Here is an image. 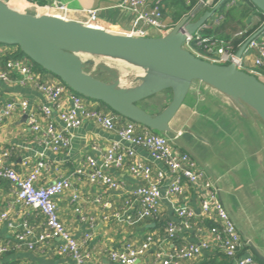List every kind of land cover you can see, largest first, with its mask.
I'll list each match as a JSON object with an SVG mask.
<instances>
[{"label":"crops","instance_id":"obj_1","mask_svg":"<svg viewBox=\"0 0 264 264\" xmlns=\"http://www.w3.org/2000/svg\"><path fill=\"white\" fill-rule=\"evenodd\" d=\"M4 1L18 11L33 15L36 14L35 4L44 6L57 1L71 10V20L81 23L87 21L86 10H98L101 24L117 33L129 32L135 19L131 10L120 8L122 0H34L31 3L24 0ZM239 3L244 5V9L242 11L236 9L233 12L231 8ZM239 3L233 0L227 6L235 20L234 25L221 36L212 34L207 38L213 49L208 55L217 57L221 41L227 42V48H231L233 42L241 40L259 23V18L253 14L252 22L247 24L250 16L243 19L242 14L249 6L242 0ZM149 6L152 7L153 3L150 2ZM162 6L167 29L162 32L151 29L150 37H161L172 31L178 24L175 23L176 13L191 5L188 0H163ZM192 11L193 9L186 12L184 17L189 16ZM206 12L207 10H200L192 21L199 20ZM218 18L220 17L214 16L208 23L210 30H214L212 26ZM257 44L264 46V35L258 39ZM4 51L6 58L17 52L13 48H5ZM245 53V58L250 55L245 59V67L250 70L257 50L253 49ZM21 60L31 69L37 82H29L26 76L20 75L13 77L11 83L0 80L1 107L14 100L29 103L27 114L18 111L0 123V147L11 152L9 165L22 176L31 173L39 161L47 162L48 167L43 170L37 183L40 187L50 186L58 180L69 179L71 187L57 200L59 216L68 232L82 245V249L90 252L92 258L87 264H113L110 260L111 251H122L129 243L140 247L150 236L153 237L154 243L139 264L154 261L161 252H171L174 243L187 246L202 241L208 242L212 250H205L199 257L183 264H220L221 253L217 251L216 238L220 225L201 215L202 196L205 194L203 188L187 185L184 195L169 196L168 190L173 179L169 176L165 165L155 161L147 150L124 143L125 149H133L136 156L150 164L155 172L168 174L162 185L163 198L159 215L150 221L136 216L135 210L139 205L132 199V193L143 182L131 173L130 161L122 168H112L108 171L122 184V189L118 191L110 190L90 180L93 169L88 164V159L95 160L97 167L102 168L108 149L120 141L118 132L108 131L93 121H86L78 129L67 128L60 121L59 113L73 108L69 92L62 96L59 111V108L52 105L48 96L40 90L39 84L61 81L49 73L34 72L27 59ZM3 69L0 63V72ZM171 101V92H164L144 100L140 106L149 113L158 115ZM94 102H90V105L99 106L105 113L112 114ZM43 107L52 108V119L58 129L65 131L70 137L71 143L68 148L55 151L51 146L43 144L42 135L35 133L29 126L31 115L38 116L43 124L46 122L41 111ZM113 117L117 129L131 122L118 115ZM170 127L171 132L166 135L172 140L175 149L189 154L198 169L206 172L215 184L245 243L243 253L254 255L250 248L253 244L264 255V123L262 120L249 106L239 105L212 87L202 82H195ZM148 130L143 126L139 128V132ZM15 195L13 184L8 180L0 179V216L9 210L8 219L0 221V244L12 242L10 251L0 255V264H74L70 257L59 254L61 241L58 239L38 242L46 219L42 214L16 203ZM75 196H79V201L74 200ZM77 207L85 216L94 219L95 225L91 231L88 224L81 221L76 212ZM184 207L194 209L196 218L179 234L178 240L172 241L167 237L166 229L170 225L184 228V221L179 217V211ZM130 215L131 220H129ZM25 223L33 232L27 238L28 242L34 243L33 249L16 240L17 235L26 232L23 227ZM87 233L92 235L91 240H85ZM229 260L227 264H235L232 259Z\"/></svg>","mask_w":264,"mask_h":264},{"label":"built area","instance_id":"obj_2","mask_svg":"<svg viewBox=\"0 0 264 264\" xmlns=\"http://www.w3.org/2000/svg\"><path fill=\"white\" fill-rule=\"evenodd\" d=\"M24 1L31 3L34 0ZM150 2L153 3L152 7L149 6ZM162 2L163 0H122L120 8L129 9L135 15L132 29L124 34L146 38L150 37L151 29L161 32L166 30L167 25ZM188 3L194 6L193 11L196 10V12L200 10L212 11L219 4L215 5L214 0H188ZM34 6L36 7V14L34 15H48L71 20V10L57 1L44 6H39L38 4ZM198 12L192 17L193 20ZM85 13L88 18L83 24L94 28L106 29L99 20L98 10H86ZM222 20L223 16L216 19L212 27L219 25ZM208 25L203 29L211 28ZM220 44L221 48L217 51V57L208 55V52L213 51L210 40L201 37L200 32H198L194 36H188L185 48L205 61L217 65L234 64L238 69L245 71V56L239 59L236 52L227 48V42L221 41ZM253 49L257 50V55L253 59V67L245 72L261 79L263 75L259 69L264 67V46L253 42L246 51L249 52ZM5 56L4 48L0 47V62L6 58ZM17 75L26 76L29 82H37L34 75H32L31 69L23 60H7L3 71L0 72V80L11 83L13 77ZM39 88L48 96L50 103L59 108V111L61 110L60 100L62 96L69 92L73 108L68 111H60L59 113L60 121L67 128L78 129L86 121H93L108 131L118 132L120 141L114 143L108 149L102 168L99 169L97 167L95 160L88 159V164L93 169L90 174L92 182L99 183L113 191L122 189V184L112 177L108 171L112 168H122L130 161L129 168L131 173L143 182L132 193V199L139 205L135 210V215L141 219L149 220L155 219L160 213L163 198L162 185L168 174L173 179L168 190L169 196L184 195L187 185L201 186L205 192L202 196L201 215L205 219H210L220 225V229L216 232L217 251L232 259L235 264H260L254 255L243 253L245 243L235 221L220 198L213 181L206 172L198 169L189 154L176 150L172 140L166 134L156 133L151 130L139 132V128L142 126L132 121L117 129L116 121L112 114L105 113L99 106H91L90 100L74 93L62 82L39 84ZM28 110L29 103L27 101L14 100L7 103L5 107L0 106V123L4 119L12 117L18 111L27 114ZM41 111L46 118V122L43 124L38 116L31 115L29 116L31 129L35 133L41 134L43 137L42 143L51 146L55 151L68 148L71 139L65 131L58 129L57 124L52 119V108L43 107ZM124 143L147 150L155 161L165 165L168 174L155 172L150 164L136 156L133 149H125L123 147ZM10 159L11 152L0 147V179L8 180L13 184L16 203L22 204L45 217V227L39 236L38 242L44 243L58 239L61 241L58 248L60 255L70 257L74 264H87L92 258L90 252L82 249V245L68 232L59 216L57 200L71 187L69 179L58 180L50 186L40 187L37 183L43 170L48 167L47 162L39 161L31 173L27 176H22L10 167ZM74 200L79 201V196H75ZM76 212L79 214L81 221L88 224L89 231H91L95 225L94 219L85 216L79 207L76 208ZM8 217L9 210L1 214L0 221L6 220ZM179 217L184 221L185 226L183 229L175 225H170L166 229L167 237L172 241L178 240L179 234L190 226V221L196 218V212L194 209L184 207L179 211ZM131 219L132 216L130 215L129 220ZM23 227L26 232L17 235L16 240L20 244L33 249L34 243L27 241V238L33 232L27 223ZM91 239L92 235L87 233L85 240ZM153 243L154 239L151 236L140 247H135L129 243L122 251H111L110 260L113 264H139L141 259L151 249ZM11 247L12 242L0 244V255L8 253ZM172 249L171 252L157 254L154 261L144 264H183L199 257L205 250H212L211 245L206 241L187 246H179L174 243Z\"/></svg>","mask_w":264,"mask_h":264},{"label":"water","instance_id":"obj_3","mask_svg":"<svg viewBox=\"0 0 264 264\" xmlns=\"http://www.w3.org/2000/svg\"><path fill=\"white\" fill-rule=\"evenodd\" d=\"M228 0L193 22L195 11L161 37H133L94 28L74 20L33 15L0 0V45L19 47L33 63L58 78L68 89L87 100L109 107L118 116L153 132L168 134L192 85L202 82L239 105L249 106L264 123V82L236 65H217L198 58L185 48L188 36L200 32ZM264 14V0H250ZM252 22V16L247 24ZM264 35V24L237 53L239 59ZM111 58L140 68L143 76L129 87L111 65L96 64L113 81L106 83L88 74L90 58ZM127 78V77H126ZM139 82V83H138ZM171 92L172 101L160 114L149 113L140 103ZM251 251L264 264V255L252 244Z\"/></svg>","mask_w":264,"mask_h":264},{"label":"trees","instance_id":"obj_4","mask_svg":"<svg viewBox=\"0 0 264 264\" xmlns=\"http://www.w3.org/2000/svg\"><path fill=\"white\" fill-rule=\"evenodd\" d=\"M233 0H228L225 4H223L221 6V8L219 9L220 12H224L225 9L227 8L228 4L231 3ZM220 2V0H215V5H217L218 3ZM242 2H245L248 4L249 8L247 10H245L242 14L243 16V19L244 18H247L248 16H250L251 12H252V8H254L256 10V13L255 15L259 18V23L257 25H255L252 29H250L245 35L244 37L237 41V42H233L232 45H231V48L230 50L236 52L239 47L244 43V41L247 39V38H250L251 36H253L261 27L262 25L264 24V14L261 13L258 9L255 8V6L251 3L250 0H242ZM194 8L193 5L189 6V7H186V8H183L182 11L176 13V17H175V23H179L183 18H184V14L186 12H189L190 10H192ZM224 19L222 20V22L220 23L219 26H214V30H210V29H202L200 31V34H201V37L203 38H208L210 37V35L212 34H216V35H220L227 31L228 29H230L234 23H235V20L233 18V16L231 15V11L228 10L226 12H224ZM0 47L2 48H13V49H16V53L13 55V56H9V58H5L4 60H1L0 63H2L3 65V68L5 67V64H6V61L9 60L10 58L11 59H27L28 62L32 65L33 67V71L34 72H46L48 73L47 71H45L43 68H41L40 66L36 65L35 63H33L30 59H28L20 50L19 47H16V46H7V45H0ZM201 49V48H200ZM260 73L263 75V78H261L260 80L262 82H264V67L259 69ZM58 79V78H57ZM43 84V83H42ZM91 101V100H90ZM107 107V106H106ZM107 110L110 111L113 115H117L115 114L109 107H107ZM149 220V219H147ZM150 221V220H149ZM221 263L220 264H227L228 262H230V260L228 259V257L221 253ZM255 256V255H254ZM259 261V260H258ZM260 264H262L260 261H259ZM215 264V263H213Z\"/></svg>","mask_w":264,"mask_h":264},{"label":"rangeland","instance_id":"obj_5","mask_svg":"<svg viewBox=\"0 0 264 264\" xmlns=\"http://www.w3.org/2000/svg\"><path fill=\"white\" fill-rule=\"evenodd\" d=\"M237 1H238V3L240 2V0H237ZM214 3H215V0H214ZM231 9L233 10V12L236 9H237V11H239V10L242 11L244 9V5H240V3H239V4H236L235 7H232ZM252 9L253 10H252L250 16H254L255 13H256V10L254 8H252ZM226 11H228V8H226L224 12H226ZM224 12L218 11L215 14V16L221 17V16L224 15ZM249 56L250 55L246 56V59ZM90 61L93 63V65H88L87 66L86 72L88 74L98 78L99 80H101L103 82L111 83L113 81L112 77L109 74H107V73L103 72L102 70H100L99 68H97L96 64H98V65H102V64L111 65L112 67H114L122 75L123 78H125V79L122 80V86L123 87H129L131 85H134L137 82L138 77L142 76L141 74L143 72L140 68L131 66V65L127 64L126 62H123V61H120V60H116V59L93 57V58H90ZM244 70L248 71L245 68H244ZM94 103H98V104L101 105V107L107 109V107L104 104H102V103H99V102H94Z\"/></svg>","mask_w":264,"mask_h":264},{"label":"bare ground","instance_id":"obj_6","mask_svg":"<svg viewBox=\"0 0 264 264\" xmlns=\"http://www.w3.org/2000/svg\"><path fill=\"white\" fill-rule=\"evenodd\" d=\"M16 3V2H15ZM12 8H14V9H16L15 7H12ZM102 29V28H101ZM106 30H108V29H106ZM142 76L144 75V72H142V74H141Z\"/></svg>","mask_w":264,"mask_h":264}]
</instances>
